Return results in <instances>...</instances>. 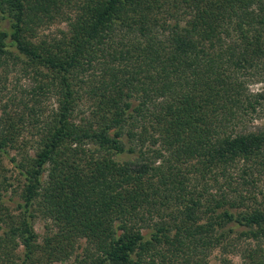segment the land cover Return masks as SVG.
<instances>
[{
    "label": "trees",
    "instance_id": "obj_1",
    "mask_svg": "<svg viewBox=\"0 0 264 264\" xmlns=\"http://www.w3.org/2000/svg\"><path fill=\"white\" fill-rule=\"evenodd\" d=\"M262 111L264 0H0V264H264Z\"/></svg>",
    "mask_w": 264,
    "mask_h": 264
},
{
    "label": "rangeland",
    "instance_id": "obj_2",
    "mask_svg": "<svg viewBox=\"0 0 264 264\" xmlns=\"http://www.w3.org/2000/svg\"><path fill=\"white\" fill-rule=\"evenodd\" d=\"M64 27H65L64 25L57 24V25L51 27L45 33L49 34V35H55L57 29H64ZM13 78H14V76H12L11 82L9 83L11 90H15V85L18 86V84L22 85L24 87L30 85L29 80L26 79V78H23V79L19 80L18 83H15L16 81ZM262 88H263V85L261 83H251L250 82V84H248V90H249L250 93H257V92L261 91ZM50 103H51V105L53 104L52 101ZM258 116L259 117L254 116V115H250V116H248L246 118L245 124H246L248 129L254 130L256 127H264V111H262L260 114H258ZM25 136L28 137L27 141H31L30 135L25 134ZM31 144L32 143H30V145ZM25 150L27 152H29V153L33 152V149L31 147H29V146ZM10 154L11 155H15V152L11 151ZM3 163H4L5 168L7 169V171L5 172V175L9 179L10 184L12 185V188H10L8 190V192L6 194H4L5 195L4 199L6 201L9 200V199H11V201H17L18 200L17 194H18V191H19L18 188L22 184V182L20 181V178L18 177L17 172L14 170V168L11 166V164L8 162V160L4 159ZM8 203H9V205L10 204L13 205L12 202L8 201ZM49 223L50 222H48V221L45 222V221H43L41 219H36L35 220L34 229H35L36 233L38 234L40 242H41V239L43 238V236L46 233L45 225H47ZM83 241L84 240H82V242H81L82 243L81 247L84 248V242ZM83 248L78 249L76 251L75 256L77 255V256L80 257ZM75 256L72 257V259L70 261H67V263H59L58 262V263H55V264H72L73 261H74ZM223 259H228L233 264H242V257H241V254L238 251L237 252L231 251V252L225 253L220 248H217V249H215L214 251L211 252V254L208 256L207 264H222V260Z\"/></svg>",
    "mask_w": 264,
    "mask_h": 264
}]
</instances>
